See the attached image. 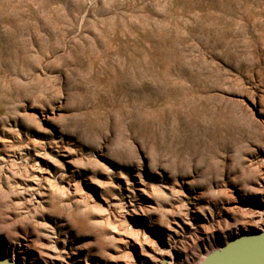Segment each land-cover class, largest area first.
I'll return each mask as SVG.
<instances>
[{"label": "rangeland", "instance_id": "374dc122", "mask_svg": "<svg viewBox=\"0 0 264 264\" xmlns=\"http://www.w3.org/2000/svg\"><path fill=\"white\" fill-rule=\"evenodd\" d=\"M264 227V0H0V255L200 264Z\"/></svg>", "mask_w": 264, "mask_h": 264}, {"label": "water", "instance_id": "95a60500", "mask_svg": "<svg viewBox=\"0 0 264 264\" xmlns=\"http://www.w3.org/2000/svg\"><path fill=\"white\" fill-rule=\"evenodd\" d=\"M0 264L19 263L0 255ZM200 264H264V227L229 240L208 253Z\"/></svg>", "mask_w": 264, "mask_h": 264}, {"label": "bare ground", "instance_id": "6f19581e", "mask_svg": "<svg viewBox=\"0 0 264 264\" xmlns=\"http://www.w3.org/2000/svg\"><path fill=\"white\" fill-rule=\"evenodd\" d=\"M263 228V227H262ZM161 264V263H160ZM166 264H172V262L170 261V262H168V263H166Z\"/></svg>", "mask_w": 264, "mask_h": 264}]
</instances>
